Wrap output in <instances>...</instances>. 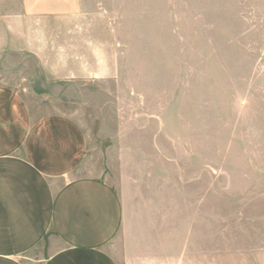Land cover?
<instances>
[{
    "label": "rangeland",
    "instance_id": "rangeland-1",
    "mask_svg": "<svg viewBox=\"0 0 264 264\" xmlns=\"http://www.w3.org/2000/svg\"><path fill=\"white\" fill-rule=\"evenodd\" d=\"M60 1L77 52L57 51ZM31 11L53 36L36 75L47 63L83 81L39 112L123 138L140 218L161 216L157 235L172 237L154 253L144 244V264H264V0H38Z\"/></svg>",
    "mask_w": 264,
    "mask_h": 264
},
{
    "label": "crops",
    "instance_id": "crops-1",
    "mask_svg": "<svg viewBox=\"0 0 264 264\" xmlns=\"http://www.w3.org/2000/svg\"><path fill=\"white\" fill-rule=\"evenodd\" d=\"M31 3L0 0V264H144V244L154 253L172 237L157 235L161 216L140 218L123 138L93 139L75 118L39 112L83 81L48 75L47 63L36 75L35 55L51 52L52 33L31 11L38 0ZM63 6L55 16L62 25L73 13ZM65 26L57 51L77 52L76 30ZM105 143L119 145L106 161L98 154Z\"/></svg>",
    "mask_w": 264,
    "mask_h": 264
}]
</instances>
